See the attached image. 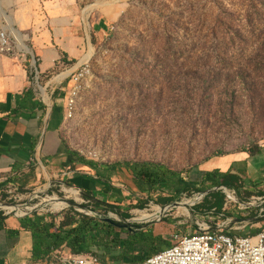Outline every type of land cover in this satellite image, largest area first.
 I'll use <instances>...</instances> for the list:
<instances>
[{
  "label": "rangeland",
  "instance_id": "rangeland-1",
  "mask_svg": "<svg viewBox=\"0 0 264 264\" xmlns=\"http://www.w3.org/2000/svg\"><path fill=\"white\" fill-rule=\"evenodd\" d=\"M28 3L0 0V7L17 23L30 51L17 46L20 52L8 56L24 57L33 81L57 85L66 102L72 76L53 80L85 61L90 64L60 136L75 161L81 158L98 165L99 179L92 192L96 200L106 203L97 207L101 217L129 220L131 233L151 232L170 242L176 233L198 231L197 219L213 224L226 215L254 214L243 205L264 191L258 194L257 188L249 186V193L231 188L241 205L226 206L225 198L222 210L217 211L209 208L214 202L209 195L218 198L214 193L221 190L212 188L211 181L200 182L206 162L264 146V0H80L81 53L76 57L60 53L44 73L38 71L41 57L29 45L28 30L20 27ZM90 53L91 59L83 61ZM125 162H154L182 172L188 192L142 193L130 172L111 168ZM70 189L79 194L68 193ZM35 190L16 191L18 203L2 201L19 205L20 210L36 208L48 220L69 211L90 212L68 205L53 210L63 206L59 200L90 208L81 189L68 179L61 184L54 179ZM157 206L164 211L149 221L138 220L143 211L154 213ZM147 251L136 247L138 256H147Z\"/></svg>",
  "mask_w": 264,
  "mask_h": 264
},
{
  "label": "crops",
  "instance_id": "crops-1",
  "mask_svg": "<svg viewBox=\"0 0 264 264\" xmlns=\"http://www.w3.org/2000/svg\"><path fill=\"white\" fill-rule=\"evenodd\" d=\"M79 3L80 0H29L20 27L28 30L29 45L41 57L39 70L37 68L40 73L49 70L60 53L73 57L81 53L84 40L80 36L81 23L77 21ZM12 22L16 28L17 23ZM16 31L21 33L24 44L23 33L17 28ZM13 36L18 41L16 35ZM91 55L86 54L83 61ZM24 61V57L0 54V201L7 199V187L25 193L44 188L54 179L60 184L68 179L74 187L87 191L96 200L92 191L96 190L98 173L85 165L69 162L60 136L67 118L60 88L49 82L33 81ZM220 162L226 163V167ZM230 167L231 173H237L243 180L246 190L249 186L257 188L258 194L264 191V146L252 156L241 153L208 161L202 172L216 169L226 172ZM253 215L235 216L240 222L253 220V227L247 226L243 233L254 234L264 225V219H254ZM5 218L4 230L0 231V264L28 263L32 246L30 234L20 229L21 219ZM61 219L55 218V223ZM9 231L19 233L9 237Z\"/></svg>",
  "mask_w": 264,
  "mask_h": 264
},
{
  "label": "trees",
  "instance_id": "trees-1",
  "mask_svg": "<svg viewBox=\"0 0 264 264\" xmlns=\"http://www.w3.org/2000/svg\"><path fill=\"white\" fill-rule=\"evenodd\" d=\"M259 151L260 148H256L248 155L252 156ZM67 155L69 162L79 163L98 171V165L94 163L81 158L75 161L73 158L75 154L70 150L67 151ZM116 167H123L130 172L133 183L142 193L167 190L179 195L188 192L187 181L183 173L174 171L166 165L154 162H125L111 166V168ZM202 175L201 185L208 180L211 181L212 188L227 187L237 191L246 190L240 176L237 173H231V167L226 172L216 169L203 172ZM81 192L89 199L90 209L94 212L99 213L97 209V207L100 208L99 204H106L95 200L87 191L81 190ZM212 194L209 196L214 199V202L209 204V208L221 211L225 200L224 193L215 192L214 195H218V198L212 197ZM242 194L244 195L243 191L240 192L241 197H243ZM84 207L88 208V206ZM112 209L116 214L124 217L123 213L116 211V208ZM61 218L60 222L55 223V218L46 221L47 218L44 216L33 214L20 220V229L28 232L32 240L28 264H57V259L61 255H91L97 257L99 264H138V261H145L146 257L172 245L171 241L163 242L161 237L151 232L131 233L127 229L104 222L98 217L81 215L75 211H69ZM5 220L6 218L0 215V231L4 230ZM18 233V231H9L7 235L15 237ZM121 234L126 236L123 237ZM137 246L145 247L148 255L138 256Z\"/></svg>",
  "mask_w": 264,
  "mask_h": 264
},
{
  "label": "built area",
  "instance_id": "built-area-1",
  "mask_svg": "<svg viewBox=\"0 0 264 264\" xmlns=\"http://www.w3.org/2000/svg\"><path fill=\"white\" fill-rule=\"evenodd\" d=\"M15 42L8 29L7 21L0 12V54L12 55L20 52ZM89 65L88 62H84L79 66L81 67L79 70H77L78 67L67 76V78L72 76V88L65 102L66 114L69 116L74 110L83 82L90 73ZM218 188L226 195V206L241 205L234 190L231 191L227 187ZM6 196H8L5 199L7 201L13 200L15 203L20 201L19 194L12 187H7ZM5 200L0 201L2 217L18 212L21 214L20 217L13 216L23 219L36 213V208L30 211L31 208L20 210L21 206L11 205ZM7 208H13V210H7ZM243 208L253 209L254 219H264V195L251 196ZM246 221L248 219L240 222L227 215L223 221H214L213 224L197 219L198 231L196 230L193 234L176 233L172 236V245L149 256L145 264H264V225L258 227V231L254 234L243 233L242 230L247 226L253 227V220ZM233 226L236 227L233 228ZM236 229L239 231H234ZM57 261V264H99L98 259L91 255H61Z\"/></svg>",
  "mask_w": 264,
  "mask_h": 264
},
{
  "label": "bare ground",
  "instance_id": "bare-ground-1",
  "mask_svg": "<svg viewBox=\"0 0 264 264\" xmlns=\"http://www.w3.org/2000/svg\"><path fill=\"white\" fill-rule=\"evenodd\" d=\"M2 8L0 7V12H1V14H2V16H3V18L7 21V24H8V29H9V31H10V34H11V36H13V35H16V37L18 38V41L15 39V37H14V39H15V43H16V45L17 46H19V48L21 49V50H23V51H25L26 53H30V51H29V49L23 44V42H22V40H21V37H20V35L21 34H19L17 31H16V29L13 27V22H12V19L8 16V15H6V13L4 12V10L2 9ZM32 53V52H31ZM1 55H7V54H1ZM90 58V56H87V58L85 59V60H88ZM84 60V61H85ZM69 74H71V71L69 70V71H65V72H63L62 74H60L54 81H64L66 78H67V76L69 75ZM68 193H72L73 195H77V191L76 190H74V189H70V191L68 192ZM60 205V204H59ZM62 207H60V208H53V210L54 211H60V210H62L63 208H66V204H63L62 203ZM164 210L162 209V208H160V207H155V212L154 213H148V212H142V214H141V217L138 219L139 221H149V220H151L152 218H155L157 215H159L160 213H162ZM185 211L186 212H188L186 209H185Z\"/></svg>",
  "mask_w": 264,
  "mask_h": 264
},
{
  "label": "water",
  "instance_id": "water-1",
  "mask_svg": "<svg viewBox=\"0 0 264 264\" xmlns=\"http://www.w3.org/2000/svg\"><path fill=\"white\" fill-rule=\"evenodd\" d=\"M217 190L219 189L218 187L216 188ZM215 189V190H216ZM209 194V193H208ZM204 197V194L203 195H200L199 199L203 198ZM60 202H63L64 204H66V207L67 205L70 206V207H73V208H76V209H79V208H84V209H89L90 212L89 214H86V215H89V216H93V217H98V218H101V220H103L104 222H107V223H110L111 225H114L118 228H124V229H127L129 231L132 230V228H129V226H132L131 225V221H126V222H120V221H116L114 220L113 218H111V216H107V217H101L100 216V213H97V212H94L92 211L90 208H86L84 207V205H80L78 203H75V202H70V201H62V200H59ZM165 209V208H164Z\"/></svg>",
  "mask_w": 264,
  "mask_h": 264
}]
</instances>
